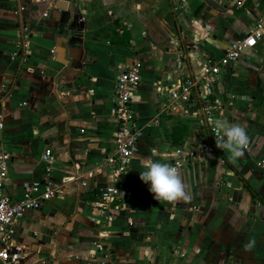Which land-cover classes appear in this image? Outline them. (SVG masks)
<instances>
[{
  "label": "crops",
  "instance_id": "0c3cea01",
  "mask_svg": "<svg viewBox=\"0 0 264 264\" xmlns=\"http://www.w3.org/2000/svg\"><path fill=\"white\" fill-rule=\"evenodd\" d=\"M216 1L221 10L204 0H0L5 192L17 197L24 182L44 176L62 187L17 220L18 264H96L91 242L102 230L111 264H264V166L257 165L264 159V43L250 48L242 70L222 66L197 82L188 102L170 101L177 79L218 58L225 38L264 12V0ZM24 26L30 52L13 56ZM133 59L141 70L132 103L141 135L106 222L97 202L110 182L102 162L114 145L113 95L118 66ZM224 118L247 126L250 149L236 160L214 154L209 163L193 160L192 172L181 168L191 201L155 200L139 179V158L156 148L169 163L175 145H197ZM45 146L56 158L49 175ZM250 237L257 243L247 252Z\"/></svg>",
  "mask_w": 264,
  "mask_h": 264
},
{
  "label": "built area",
  "instance_id": "2783aa9c",
  "mask_svg": "<svg viewBox=\"0 0 264 264\" xmlns=\"http://www.w3.org/2000/svg\"><path fill=\"white\" fill-rule=\"evenodd\" d=\"M241 3V0H237ZM177 13H181L178 7ZM46 14V12H44ZM261 40L264 43V12L257 18L250 28H246L242 33L235 34L232 37H226L225 47L218 58L203 61L196 73L193 75H184L177 79L171 87L170 101H186L192 98V93L199 80L210 81L214 74H217L222 66H228L232 69L242 70L245 66V58L250 48L255 46ZM31 31L24 26L17 40V49L13 56L19 54H28L30 52ZM177 46V57L181 56ZM117 74V80L113 95L112 114L116 121L114 132V145L110 152L103 157L102 166L108 170L110 182L99 190V200L97 202L100 212L103 214V220L111 221V210L116 207L115 200L120 196L122 187L126 183V170L133 152L137 148L138 140L141 135V129L136 125L133 100L137 97L136 90L141 81V70L136 59L128 64H120ZM4 84H0V90H6ZM92 91V89H90ZM203 109L210 117L209 106H203ZM169 113V107L165 108ZM226 123H230L229 118H224ZM3 127V114L0 113V128ZM216 130L210 137L201 139L195 146H186L177 144L170 153V164L181 169L185 168L192 172L193 160L201 159L209 163L215 152L221 151L216 147ZM251 141L249 144L250 149ZM41 160L45 163V173L49 175L53 169V163L56 158L49 146H45L40 154ZM257 165L264 166V159L257 160ZM9 174V153L6 152L0 144V264H18L22 256L21 247L15 243L16 222L21 219L28 210L38 209L42 202L50 197L62 193V187L59 183L51 180L48 176L40 179L24 182L21 193L17 197L10 196L5 192V184ZM97 224H100L102 218H94ZM106 231L102 230L99 236L92 240L90 252L97 255L96 264H111V247L105 241ZM86 264H91L87 261Z\"/></svg>",
  "mask_w": 264,
  "mask_h": 264
},
{
  "label": "clouds",
  "instance_id": "9594fccd",
  "mask_svg": "<svg viewBox=\"0 0 264 264\" xmlns=\"http://www.w3.org/2000/svg\"><path fill=\"white\" fill-rule=\"evenodd\" d=\"M216 147L229 154V158L236 160L245 154L249 147L250 137L247 126L242 123L220 122L216 126ZM150 154L139 158L140 167L143 171L139 173V179L149 185V191L157 201L175 203L178 201H191L192 194L190 186L186 184L179 168L168 162H162L159 150L150 148ZM255 237H250L244 245L247 252H251L256 246ZM85 259L88 253H82Z\"/></svg>",
  "mask_w": 264,
  "mask_h": 264
},
{
  "label": "trees",
  "instance_id": "16d2710c",
  "mask_svg": "<svg viewBox=\"0 0 264 264\" xmlns=\"http://www.w3.org/2000/svg\"><path fill=\"white\" fill-rule=\"evenodd\" d=\"M249 3H250V0H243L240 7H245ZM206 97L213 99L212 93H209ZM203 100H204L203 101V105H208L209 104L208 102H206V99H203ZM215 156H220V157H222L225 160V158L228 156V153L226 151H222L221 150V151L215 152Z\"/></svg>",
  "mask_w": 264,
  "mask_h": 264
},
{
  "label": "water",
  "instance_id": "95a60500",
  "mask_svg": "<svg viewBox=\"0 0 264 264\" xmlns=\"http://www.w3.org/2000/svg\"><path fill=\"white\" fill-rule=\"evenodd\" d=\"M208 5L216 10H221L219 3L216 0H204Z\"/></svg>",
  "mask_w": 264,
  "mask_h": 264
}]
</instances>
